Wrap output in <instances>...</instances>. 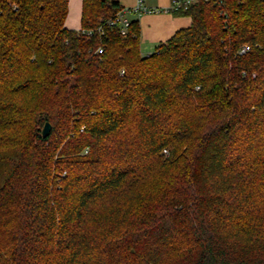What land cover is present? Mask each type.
<instances>
[{"label": "trees", "instance_id": "16d2710c", "mask_svg": "<svg viewBox=\"0 0 264 264\" xmlns=\"http://www.w3.org/2000/svg\"><path fill=\"white\" fill-rule=\"evenodd\" d=\"M219 1L142 54L0 0V264H264V0Z\"/></svg>", "mask_w": 264, "mask_h": 264}, {"label": "crops", "instance_id": "0c3cea01", "mask_svg": "<svg viewBox=\"0 0 264 264\" xmlns=\"http://www.w3.org/2000/svg\"><path fill=\"white\" fill-rule=\"evenodd\" d=\"M121 7H132L136 0H116ZM170 0H145V4L151 7H163L169 4ZM82 0H68V14L65 19V26L70 29H80ZM130 18L137 19L140 27V47L142 54H148L149 50L159 42L168 39L177 29L189 24L187 16H175L168 13L141 14L137 16L130 14ZM154 50V49H153Z\"/></svg>", "mask_w": 264, "mask_h": 264}, {"label": "built area", "instance_id": "2783aa9c", "mask_svg": "<svg viewBox=\"0 0 264 264\" xmlns=\"http://www.w3.org/2000/svg\"><path fill=\"white\" fill-rule=\"evenodd\" d=\"M200 0H170L169 4L167 6L163 7H151L145 4V0H136V4L132 7H122L116 15L107 20L106 22L102 23L100 26L97 27L96 31L98 33H104V31L108 27L112 26H119L121 33H125L129 24H130V14H135L137 16H140L141 14H152V13H168L172 14L176 9L179 8H186L190 4H193ZM206 2H220L219 0H202ZM87 35L92 34V30H88ZM249 49V46L244 45L240 52H245ZM98 53L102 52V49L99 48ZM166 152V150H164Z\"/></svg>", "mask_w": 264, "mask_h": 264}, {"label": "water", "instance_id": "95a60500", "mask_svg": "<svg viewBox=\"0 0 264 264\" xmlns=\"http://www.w3.org/2000/svg\"><path fill=\"white\" fill-rule=\"evenodd\" d=\"M50 131V124L46 122L44 126L42 127V135L46 136Z\"/></svg>", "mask_w": 264, "mask_h": 264}, {"label": "rangeland", "instance_id": "374dc122", "mask_svg": "<svg viewBox=\"0 0 264 264\" xmlns=\"http://www.w3.org/2000/svg\"><path fill=\"white\" fill-rule=\"evenodd\" d=\"M154 47L149 48V50H144V51H153Z\"/></svg>", "mask_w": 264, "mask_h": 264}]
</instances>
